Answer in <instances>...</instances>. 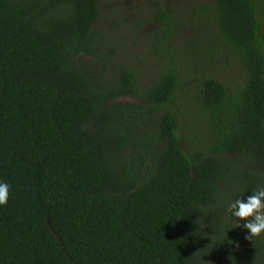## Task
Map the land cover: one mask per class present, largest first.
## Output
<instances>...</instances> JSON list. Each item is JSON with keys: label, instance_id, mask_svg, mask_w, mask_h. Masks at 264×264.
<instances>
[{"label": "trees", "instance_id": "16d2710c", "mask_svg": "<svg viewBox=\"0 0 264 264\" xmlns=\"http://www.w3.org/2000/svg\"><path fill=\"white\" fill-rule=\"evenodd\" d=\"M97 1L0 0V264H264L227 211L264 187V0H215L241 77L198 82L201 143L173 66L104 81Z\"/></svg>", "mask_w": 264, "mask_h": 264}, {"label": "rangeland", "instance_id": "374dc122", "mask_svg": "<svg viewBox=\"0 0 264 264\" xmlns=\"http://www.w3.org/2000/svg\"><path fill=\"white\" fill-rule=\"evenodd\" d=\"M95 28L101 43L96 62L110 83L125 69L133 70L140 87H148L168 67L175 69L179 135L195 143L205 137L203 121L192 119L195 88L204 78L236 86L241 71L217 37L215 0H98ZM261 32H264V27ZM119 101L145 102L143 97ZM181 139L183 147L186 143ZM190 141V140H189Z\"/></svg>", "mask_w": 264, "mask_h": 264}, {"label": "clouds", "instance_id": "9594fccd", "mask_svg": "<svg viewBox=\"0 0 264 264\" xmlns=\"http://www.w3.org/2000/svg\"><path fill=\"white\" fill-rule=\"evenodd\" d=\"M10 184L0 180V208L8 204ZM235 227L247 231L246 238L264 236V187H258L246 198L242 194L230 202L227 208Z\"/></svg>", "mask_w": 264, "mask_h": 264}]
</instances>
